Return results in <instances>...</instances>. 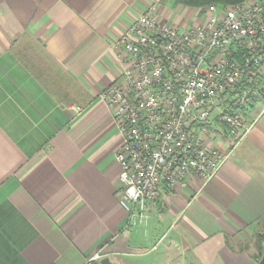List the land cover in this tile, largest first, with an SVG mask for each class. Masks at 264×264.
<instances>
[{"label":"crops","instance_id":"obj_1","mask_svg":"<svg viewBox=\"0 0 264 264\" xmlns=\"http://www.w3.org/2000/svg\"><path fill=\"white\" fill-rule=\"evenodd\" d=\"M151 5L162 24L197 22L167 0H0V264H259L240 244L264 218V99L237 137L211 121L210 180L166 188L135 224L118 203L123 138L99 94Z\"/></svg>","mask_w":264,"mask_h":264},{"label":"built area","instance_id":"obj_2","mask_svg":"<svg viewBox=\"0 0 264 264\" xmlns=\"http://www.w3.org/2000/svg\"><path fill=\"white\" fill-rule=\"evenodd\" d=\"M199 12L178 29L148 7L117 41L119 80L99 94L123 138L115 160L128 225L146 219L166 188L185 187L191 175L210 180L224 160L204 143L211 121L237 137L263 95L264 0Z\"/></svg>","mask_w":264,"mask_h":264},{"label":"trees","instance_id":"obj_3","mask_svg":"<svg viewBox=\"0 0 264 264\" xmlns=\"http://www.w3.org/2000/svg\"><path fill=\"white\" fill-rule=\"evenodd\" d=\"M167 1L171 2V4L174 6L181 5L183 7L202 9L208 5L236 4L244 0H167ZM262 64H264V60ZM262 94H263L262 99H264V89H263ZM253 104H251L250 107H252ZM256 247H257L256 249H257L258 255L254 258L256 260H259V256H261V253L264 251V234H260L256 236Z\"/></svg>","mask_w":264,"mask_h":264},{"label":"rangeland","instance_id":"obj_4","mask_svg":"<svg viewBox=\"0 0 264 264\" xmlns=\"http://www.w3.org/2000/svg\"><path fill=\"white\" fill-rule=\"evenodd\" d=\"M214 5V4H213ZM230 5V4H228ZM215 6H227V5H215ZM206 7V6H205ZM197 13H201L199 12V9H196ZM202 10V9H200ZM200 16V15H199ZM260 101L263 100L262 97L259 99ZM258 100V101H259ZM260 234H264V218H262L260 220V222L257 224V226L253 229V231L249 234L250 239L248 241L245 242H241L240 247L243 248H248V250H250L251 254L256 257L258 255L257 252V247H256V236L260 235ZM263 252L261 253V256H259V259L262 258Z\"/></svg>","mask_w":264,"mask_h":264},{"label":"water","instance_id":"obj_5","mask_svg":"<svg viewBox=\"0 0 264 264\" xmlns=\"http://www.w3.org/2000/svg\"><path fill=\"white\" fill-rule=\"evenodd\" d=\"M100 264H113L115 262V260L113 259V257H103L101 259H99L98 261ZM259 264H264V251H263V255H262V258L259 262Z\"/></svg>","mask_w":264,"mask_h":264}]
</instances>
